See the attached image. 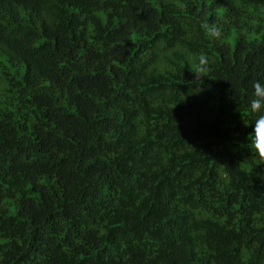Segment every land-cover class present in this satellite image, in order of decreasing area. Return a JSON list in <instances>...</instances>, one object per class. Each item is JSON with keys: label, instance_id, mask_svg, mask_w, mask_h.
I'll list each match as a JSON object with an SVG mask.
<instances>
[{"label": "trees", "instance_id": "1", "mask_svg": "<svg viewBox=\"0 0 264 264\" xmlns=\"http://www.w3.org/2000/svg\"><path fill=\"white\" fill-rule=\"evenodd\" d=\"M256 81L264 0H0V264H264Z\"/></svg>", "mask_w": 264, "mask_h": 264}, {"label": "clouds", "instance_id": "2", "mask_svg": "<svg viewBox=\"0 0 264 264\" xmlns=\"http://www.w3.org/2000/svg\"><path fill=\"white\" fill-rule=\"evenodd\" d=\"M210 67L211 61L205 53H201L199 55L195 69L189 66L191 72L195 74L194 79H203L204 77H207ZM253 87L255 92L251 106L252 110L258 114L254 128V132H257L255 143L257 145V153L260 157L261 163H264V148L260 147L261 142L264 141V85H262L259 81H256Z\"/></svg>", "mask_w": 264, "mask_h": 264}]
</instances>
